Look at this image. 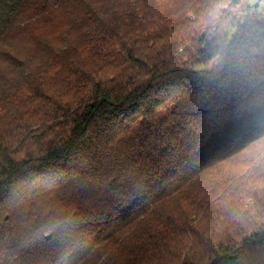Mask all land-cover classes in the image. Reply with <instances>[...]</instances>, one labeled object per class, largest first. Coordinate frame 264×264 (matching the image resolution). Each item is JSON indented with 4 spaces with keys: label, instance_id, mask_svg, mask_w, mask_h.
<instances>
[{
    "label": "trees",
    "instance_id": "1",
    "mask_svg": "<svg viewBox=\"0 0 264 264\" xmlns=\"http://www.w3.org/2000/svg\"><path fill=\"white\" fill-rule=\"evenodd\" d=\"M264 0H0V264H264Z\"/></svg>",
    "mask_w": 264,
    "mask_h": 264
},
{
    "label": "rangeland",
    "instance_id": "2",
    "mask_svg": "<svg viewBox=\"0 0 264 264\" xmlns=\"http://www.w3.org/2000/svg\"><path fill=\"white\" fill-rule=\"evenodd\" d=\"M261 6L264 7V1L262 2V5Z\"/></svg>",
    "mask_w": 264,
    "mask_h": 264
}]
</instances>
